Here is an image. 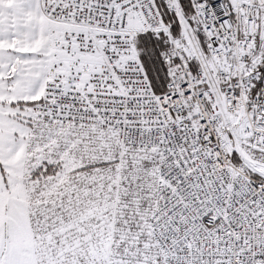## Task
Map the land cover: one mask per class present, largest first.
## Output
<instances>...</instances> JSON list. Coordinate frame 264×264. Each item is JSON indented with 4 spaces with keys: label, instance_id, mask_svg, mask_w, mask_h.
<instances>
[{
    "label": "snow or ice",
    "instance_id": "1",
    "mask_svg": "<svg viewBox=\"0 0 264 264\" xmlns=\"http://www.w3.org/2000/svg\"><path fill=\"white\" fill-rule=\"evenodd\" d=\"M0 264H264V0H0Z\"/></svg>",
    "mask_w": 264,
    "mask_h": 264
}]
</instances>
